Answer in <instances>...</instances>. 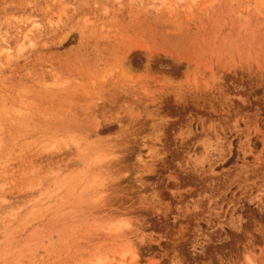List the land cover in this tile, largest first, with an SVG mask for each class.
I'll return each mask as SVG.
<instances>
[{
	"label": "rangeland",
	"instance_id": "rangeland-1",
	"mask_svg": "<svg viewBox=\"0 0 264 264\" xmlns=\"http://www.w3.org/2000/svg\"><path fill=\"white\" fill-rule=\"evenodd\" d=\"M0 212V264H264V0H0Z\"/></svg>",
	"mask_w": 264,
	"mask_h": 264
},
{
	"label": "bare ground",
	"instance_id": "bare-ground-1",
	"mask_svg": "<svg viewBox=\"0 0 264 264\" xmlns=\"http://www.w3.org/2000/svg\"><path fill=\"white\" fill-rule=\"evenodd\" d=\"M94 136H98V133L97 132H95L94 133ZM112 148V147H111ZM109 150H110V148H108ZM107 148L105 149L103 146L101 147V148H96L92 153H90L89 155H88V157L91 155V158L93 157V159L95 160V165H94V167L92 168L93 170H94V168H95V171L96 170H98V171H100L101 169H103V168H109L110 166H111V162H110V157H112V155H113V153H111L109 150H108ZM94 156H97L96 158H94ZM85 158V157H84ZM90 158V157H89ZM110 169V168H109ZM116 170V169H115ZM97 172V171H96ZM96 176V175H95ZM98 178V176L97 177H93V181H92V184L89 186V188H90V192H92L93 194H96L97 195V197H96V195H94L95 197H96V199H95V201H97L98 202V200L100 201V199H101V197H100V193L102 194V192H105V189H106V187H105V183H103L102 182V180L101 179H97ZM105 187V188H104ZM93 196V197H94ZM99 197V198H98ZM6 203V202H5ZM5 206V205H4ZM9 206H5L4 207V209L5 210H8V209H10L11 207H9ZM12 209V208H11ZM5 211H3V213H4ZM11 212V211H10ZM1 214H2V212H0ZM6 213V212H5ZM5 215V214H4ZM3 215V216H4ZM125 215V214H124ZM129 215V214H128ZM122 216H119V218H121ZM126 217L127 216H125V221H127L126 220ZM128 218V217H127ZM116 219V218H115ZM124 220V219H123ZM122 219H120V221L118 220L117 222L118 223H116V225L114 226V229L112 230V229H110V231L113 233V234H121L122 233V230L123 229H125V228H128V226H127V224H126V222L125 221H123ZM125 222V223H124ZM129 225V224H128ZM110 233V232H109ZM121 236V235H120ZM118 237V236H117ZM175 262V261H174ZM173 262V263H174ZM176 264H177V261L175 262ZM170 264H172V261L170 262ZM179 264V263H178Z\"/></svg>",
	"mask_w": 264,
	"mask_h": 264
}]
</instances>
